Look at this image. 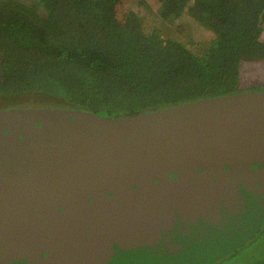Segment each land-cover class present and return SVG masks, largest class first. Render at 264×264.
<instances>
[{
    "label": "water",
    "instance_id": "95a60500",
    "mask_svg": "<svg viewBox=\"0 0 264 264\" xmlns=\"http://www.w3.org/2000/svg\"><path fill=\"white\" fill-rule=\"evenodd\" d=\"M0 182V264H215L264 223V91L0 110Z\"/></svg>",
    "mask_w": 264,
    "mask_h": 264
},
{
    "label": "trees",
    "instance_id": "16d2710c",
    "mask_svg": "<svg viewBox=\"0 0 264 264\" xmlns=\"http://www.w3.org/2000/svg\"><path fill=\"white\" fill-rule=\"evenodd\" d=\"M249 91H264V0H0V110L122 118ZM259 234L219 262L264 264Z\"/></svg>",
    "mask_w": 264,
    "mask_h": 264
},
{
    "label": "rangeland",
    "instance_id": "374dc122",
    "mask_svg": "<svg viewBox=\"0 0 264 264\" xmlns=\"http://www.w3.org/2000/svg\"><path fill=\"white\" fill-rule=\"evenodd\" d=\"M23 1L29 2V0H23ZM127 5L129 6L130 3L126 2L125 5L122 7L121 11L118 12L119 18H120V16L122 14L125 13L126 9L128 8ZM151 9H153V8L151 7ZM148 19H149L148 21H145V25L146 26H152L153 20L151 18H149V17H148ZM182 20H183V23L185 24L186 27H190L189 29H187V33H190V37H192V39H196V40L204 39L205 40L206 38L210 37V33L209 32L205 31L200 26L194 25L195 23L192 22V20L187 15H183L182 16ZM157 21L160 22L161 20L157 19ZM185 33H186V31H185ZM186 37H188V36H186ZM263 224L260 226V229L262 231L264 229V225ZM261 230H260V232H261ZM259 233L258 234L256 233L257 235L254 234L247 242L248 243L252 242V244H256L260 240V236H259L260 234ZM237 251H235V252H237ZM232 258H236L237 260L239 259L237 254H235L233 257H230V259H232ZM230 259L229 260H224V261H221V262L218 261V262H219V264H233L234 260H230Z\"/></svg>",
    "mask_w": 264,
    "mask_h": 264
},
{
    "label": "flooded vegetation",
    "instance_id": "af4514ba",
    "mask_svg": "<svg viewBox=\"0 0 264 264\" xmlns=\"http://www.w3.org/2000/svg\"><path fill=\"white\" fill-rule=\"evenodd\" d=\"M15 109H30V108H15ZM5 132H7V130H5ZM254 169H255V167H254ZM170 177H175V176L172 175ZM20 188H22V184H13V182H11V183L0 182V189H10V190L14 191V190L20 189ZM15 195H13V196H15Z\"/></svg>",
    "mask_w": 264,
    "mask_h": 264
}]
</instances>
